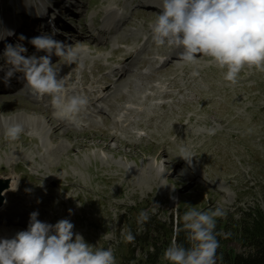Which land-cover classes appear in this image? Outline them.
Masks as SVG:
<instances>
[{
    "label": "rangeland",
    "instance_id": "obj_1",
    "mask_svg": "<svg viewBox=\"0 0 264 264\" xmlns=\"http://www.w3.org/2000/svg\"><path fill=\"white\" fill-rule=\"evenodd\" d=\"M12 1L0 0V19H8L11 13L15 20L22 16L27 19L23 12L15 11ZM72 1L74 11L60 12L68 17L65 25L59 26L76 31H84L81 28L88 26L87 18L91 14L100 17L106 5L105 0ZM108 2L115 4L114 0ZM122 2L119 10L133 21L123 28V33L143 35L136 43L141 45L138 57H143L155 47L151 46L152 32L145 40L144 30L154 23L161 0ZM147 5L158 6L157 12ZM24 29L28 31L27 26ZM174 61L171 66L179 76L168 87L172 96L163 107L154 103L159 99H149L156 107L151 113L164 111L167 125L173 123L174 133L167 136V141L151 137L111 139L104 135L105 124L95 132L81 134L68 129V138L84 144L41 156L36 144L27 142L32 143L28 149L20 144L27 155L18 156L10 164L2 156L14 148L4 134L0 135V186L14 177L17 187L10 191L3 206L6 215L22 217L37 211L38 219L50 224L68 219L74 224L73 232L81 234L87 243L111 247L117 264H170L163 253L174 239L175 224L176 229H181L180 234L186 233L180 219L183 213L189 208L220 207L226 215L216 219L217 264H225L227 251L233 254L251 250L242 241L241 227L246 225L249 209L261 208L264 203V72L245 66L237 82L231 83L224 79L226 69L209 59L199 58L192 64L178 58ZM107 62L101 59V63ZM193 71L199 75L192 76ZM179 78L178 84L173 85ZM133 80L142 82L136 75L126 76L118 83L117 92L135 89ZM5 104L7 101L0 100L4 115L8 113ZM160 125L162 121L155 118L149 131L160 130ZM27 137L23 139L31 141ZM181 146L195 154L191 164L177 155ZM92 149H96L95 154L90 153ZM163 149L167 152L160 154ZM28 151H34L33 155ZM162 161H167V166L158 173ZM191 168L198 173V179L188 178L193 176L188 173ZM142 210L150 213L153 227L149 228L148 221L143 226L137 224ZM125 228L132 230L134 243L124 241ZM12 230L11 238L21 231Z\"/></svg>",
    "mask_w": 264,
    "mask_h": 264
},
{
    "label": "clouds",
    "instance_id": "obj_2",
    "mask_svg": "<svg viewBox=\"0 0 264 264\" xmlns=\"http://www.w3.org/2000/svg\"><path fill=\"white\" fill-rule=\"evenodd\" d=\"M151 32L157 46L182 49L180 58L188 64L195 63L201 55L212 58L220 69H226L224 79L231 83L237 82L245 66L264 72V0H161ZM13 34L4 29L0 40ZM56 34L53 28L51 33L29 39L37 52L45 53L40 56L26 55L27 48L19 42L26 39L22 34L15 44L6 43L0 54L4 60L0 70L7 66L3 77L6 84L16 73H22L38 95L51 97L59 119L73 120L87 106L88 99L67 94L64 78L59 74L61 65L54 63L52 57L71 64L79 49L56 39ZM198 75V71L192 72V76ZM23 132V126L15 123L6 127L4 135L16 141ZM177 155L191 164L195 154L181 146ZM38 215L37 211L30 213L26 230L18 231L12 238H0V264H117L111 247L87 243L81 234L73 232L70 220L50 224L39 220ZM225 215L220 207L189 208L180 217L188 246L174 238L163 258L170 264H217L216 219ZM149 219L150 213L142 210L137 224L143 226ZM179 231L177 227V235ZM122 236L127 243L135 241L130 228H125Z\"/></svg>",
    "mask_w": 264,
    "mask_h": 264
},
{
    "label": "bare ground",
    "instance_id": "obj_3",
    "mask_svg": "<svg viewBox=\"0 0 264 264\" xmlns=\"http://www.w3.org/2000/svg\"><path fill=\"white\" fill-rule=\"evenodd\" d=\"M105 1L106 5H104L101 16L95 18L94 14H91L87 18L88 26L81 28L84 31L75 30L65 33V35H71L68 40L63 36H61L63 38H60L66 44L70 43L72 47L79 49L76 61L71 64H65L62 60L55 58L54 63L61 65L59 74L64 78L67 94L82 95L88 99L87 106L76 114L73 120L59 119L55 115L56 110L52 105L51 97L49 95H38L26 81L23 85L15 82L14 86L17 87L11 88L8 87L9 82L7 84L0 82V100L7 101V104H5L7 106L4 108L8 111L6 115L0 111V135H3L6 127L11 124L19 123L24 128V132L19 139L10 142V147L14 149L10 150L11 153L2 156L4 162L12 164L18 156L24 157L27 155L25 148H30L33 142L36 144L35 148L41 156L61 149L66 151L69 147L79 146L78 144L82 143L79 139L73 141V138L67 137L68 129L73 127L75 132L81 134L84 133V130H93L99 126L100 119L102 122H107V126L103 127L107 131L104 135L111 137V139H121L123 137L139 140L148 139V135H150L156 140L167 141V136L174 133L173 123L167 125L166 120L168 118L164 111L155 114L151 112L153 108H156L155 104L163 107L167 102V98L172 96L168 87L171 85V80H177L179 74L175 71L176 68L171 66V59H174L175 56L172 55L170 58V55L178 53L177 56L181 59L182 49L168 47L167 45L157 46L152 39L151 46L155 45L154 49L148 51L145 58H139L141 45L139 47L136 43L142 40L143 35L140 33L131 35L123 33V28L133 24V21L127 18L124 11L119 10V6L123 4L122 0H114L115 4L108 2L109 0ZM145 1L150 2L152 0ZM11 4L15 11L23 12L24 17L28 18L22 19V16L20 19L15 20L11 13L7 16L8 19H0V31L10 29L14 33L7 36L6 39L0 40V45H3L10 38L18 39L21 34L26 37L29 30L34 31L36 20L46 16L52 20V23L49 22L50 20H45L48 27L53 26V24L65 25L64 19L68 16L64 18L60 12L65 11L68 13L67 10L73 12V1L70 2V0H13ZM147 7L149 10L157 12L155 10L157 6L150 7L147 5ZM8 21H12V24ZM24 26H27L28 31L24 29ZM46 30L45 27L40 29L39 32L34 33L33 37L46 33ZM150 32L151 28H145V34L147 35L145 40L150 37ZM112 40L123 44L110 45ZM24 41H20V43ZM26 42H28V39L24 45H27ZM3 50L0 46V54ZM199 58L209 59V62L215 63L210 57L201 55L197 59ZM1 59H3L2 56H0ZM101 59H106L108 62L103 64ZM156 63L160 65H155ZM0 64L4 63L0 61ZM146 66L152 72H144L142 68ZM154 66H156V70H154ZM139 68L141 69L139 70ZM85 69H87L90 76L85 74ZM19 75L20 73H16L11 79L16 80ZM134 75L137 78L139 77L142 82L139 83L137 80H133L131 82L135 85V89L128 93L116 94L117 81L122 82L126 76ZM179 80L180 78L172 84L177 85ZM136 85L139 86L136 87ZM179 91H181V88H179ZM113 97L120 103L113 102L111 100ZM146 98H158L159 100L155 101L154 104L148 102ZM155 118L162 121L160 130L148 131L147 133L142 131L143 127L151 126ZM205 122H208V120H205ZM6 124L7 126H5ZM131 126H137L139 132L131 129ZM22 136L30 138L31 141L23 139ZM62 136H66L68 141H65ZM20 144H25L26 147L24 148ZM28 152L33 155L34 151ZM95 152L96 149L90 150L91 154H95ZM164 152H167V150L163 149L160 154ZM81 161H84V159ZM158 166L161 169L158 170V173H162V169L167 166V161H162ZM192 169L188 173L193 176L188 178L198 179L196 177L198 173ZM10 176L13 175L7 177ZM7 180L8 186L0 193L2 199L0 208L5 205L10 196V191L17 188H15L14 177ZM174 200H177V198L175 197Z\"/></svg>",
    "mask_w": 264,
    "mask_h": 264
},
{
    "label": "trees",
    "instance_id": "obj_4",
    "mask_svg": "<svg viewBox=\"0 0 264 264\" xmlns=\"http://www.w3.org/2000/svg\"><path fill=\"white\" fill-rule=\"evenodd\" d=\"M251 212L247 214L246 225L241 227V237L245 245L249 247V251L242 253L236 252L233 254H224L225 264H264V203L261 208H251ZM150 227H153L152 220L147 222ZM159 223V222H157ZM176 224L174 226V238L177 242L188 246L187 232L177 235ZM139 235V238L142 237ZM144 259V258H142Z\"/></svg>",
    "mask_w": 264,
    "mask_h": 264
},
{
    "label": "water",
    "instance_id": "obj_5",
    "mask_svg": "<svg viewBox=\"0 0 264 264\" xmlns=\"http://www.w3.org/2000/svg\"><path fill=\"white\" fill-rule=\"evenodd\" d=\"M7 185H4V186H0V192H1V190L3 189V188H5ZM1 195H0V203H1Z\"/></svg>",
    "mask_w": 264,
    "mask_h": 264
}]
</instances>
